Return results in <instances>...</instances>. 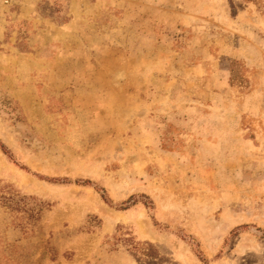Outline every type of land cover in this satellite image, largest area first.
Masks as SVG:
<instances>
[{"label":"rangeland","instance_id":"rangeland-1","mask_svg":"<svg viewBox=\"0 0 264 264\" xmlns=\"http://www.w3.org/2000/svg\"><path fill=\"white\" fill-rule=\"evenodd\" d=\"M0 264H264V0H0Z\"/></svg>","mask_w":264,"mask_h":264},{"label":"trees","instance_id":"trees-1","mask_svg":"<svg viewBox=\"0 0 264 264\" xmlns=\"http://www.w3.org/2000/svg\"><path fill=\"white\" fill-rule=\"evenodd\" d=\"M102 197H103V195H102ZM105 199V198H104Z\"/></svg>","mask_w":264,"mask_h":264}]
</instances>
